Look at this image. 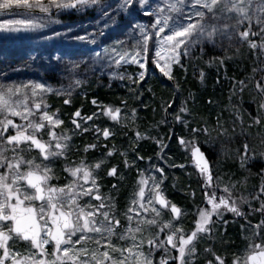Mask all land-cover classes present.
I'll return each mask as SVG.
<instances>
[{"label": "snow or ice", "instance_id": "obj_1", "mask_svg": "<svg viewBox=\"0 0 264 264\" xmlns=\"http://www.w3.org/2000/svg\"><path fill=\"white\" fill-rule=\"evenodd\" d=\"M100 4L101 0H0V11L17 10L25 16L21 20H8L5 24H0V30L35 32L61 23L54 17V13L81 12ZM101 10L105 28L116 23L115 16H111L103 8ZM116 11L118 14L124 12L129 15L139 11L151 19L146 25L130 22V30L127 33L131 41L130 48L128 41H117L112 48L96 52L93 63H101L108 68L115 66L117 69L122 65L136 64L144 71L138 73V79L127 77L134 84L145 79L149 64L158 69L164 77L174 80V66L184 68L182 61L185 58L191 59L193 50L197 48L204 54L209 46L214 49L223 48L227 42L231 47L233 41H238L256 50L258 60L264 55V0H156L155 3H152V0H122ZM37 13L41 14V18H34ZM103 30L100 29V32L103 33ZM62 35L67 36L68 33H55L56 38ZM95 36V33H89L88 36L77 34L75 39L95 44ZM255 39H258L259 43L255 42ZM214 59L216 58H210L209 64ZM80 63L86 61L74 62L70 71L74 73ZM220 63H223V59ZM116 75L121 80L125 79L119 72ZM200 78L203 82V71L200 72ZM73 83L79 87L83 81L75 79ZM238 83L242 86V92L244 81ZM255 87L261 96V102L258 104V114L253 123L259 125L264 119L259 114L260 110L264 109V77L256 82ZM71 89L72 85H69V89L53 90L44 83L0 84V264H154L157 253H160L158 264H193L192 257L196 255L199 238L202 235L211 236L216 222L213 217L218 220L223 217L224 212H231L236 216L259 214L262 217L260 223L252 226L253 235L249 238L245 254L235 256L232 264H264V185H261L254 195L250 194L253 200L259 202V207H253L252 201L246 196H235V184L231 187L225 186L222 189L223 194H217L220 178L214 176L210 161L199 143L201 134L210 136L206 126L190 127L187 136L177 137L179 146L190 157V163L203 177L204 206H196V211L192 213L196 217L194 228L189 232L175 226V221L186 213L166 198L162 189L165 171L155 165L150 166V170L159 175L146 177L144 172L139 174L137 199L132 201L133 205L139 207L128 208L125 213L126 225H122L116 217L114 205L100 194L96 170L106 162L105 158L94 164L85 160L66 164L63 171L68 173L71 179L63 186L52 184L55 173L51 165L58 158L67 157L71 137L54 130L64 121L56 113L49 114L48 105L43 102V94L56 91V94L64 92L70 96ZM29 90L32 98L40 97L39 102L33 99L31 106L28 103ZM18 96H23V99H14ZM188 98H191V94ZM64 103L68 104L70 101L65 99ZM92 103L96 105L97 101L93 100ZM173 103L174 100L164 109L165 121L169 115L168 109L172 108ZM101 112L110 119L117 120L121 109L101 106ZM185 114L191 113L182 105L179 113L174 115V121L185 124ZM96 115L93 113L82 116L79 110L74 113V117L80 118L84 125ZM235 116L241 123V135H246L243 132L242 115L236 113ZM10 117H19L22 123L16 124ZM71 123L76 129L89 131L88 126L82 127L75 118ZM185 126L188 127L187 124ZM9 127L15 134L8 131ZM216 127L220 130V135H227L228 129L223 127L219 116ZM44 130L50 137L47 141L40 136ZM94 131L97 139L101 132L105 140L114 135L108 128L101 129L97 126ZM232 131H235V120ZM136 136L137 139L143 138L139 132ZM207 142L205 140V143ZM158 143L162 149L168 146L162 141ZM96 147L95 143L89 144L84 151ZM242 148V152L237 149V155L240 166L247 170L248 165L255 161L256 155L246 140ZM33 149L38 150L39 158L24 155L25 150ZM9 151L11 156L6 155ZM112 155V150L107 151V157ZM121 155L126 156V153ZM260 155L264 157V153ZM138 159L142 160L143 157ZM124 162L126 166H130L127 159ZM257 174L264 179V171ZM108 175L116 176L117 168L112 167ZM86 197L90 200L81 204L80 201ZM91 200L99 203L92 204ZM36 202H39L38 206ZM157 204L160 209L155 206ZM243 204H248V213L243 211ZM161 209H168L173 219L161 223L158 220L162 215ZM140 210L152 214L151 218L146 219V223L158 227L155 235H142L144 229L141 223L144 221ZM132 212H135L137 221L135 227L132 226L134 217L128 214ZM78 233L81 235L73 239ZM161 234H164V239L160 238ZM85 240L94 242L96 248H78L77 245ZM114 240L120 243H114ZM19 241L26 242L29 249L27 253L14 250L16 242ZM48 245H52L51 260L47 259ZM145 246L147 252L144 250ZM205 251L213 257L207 260V264H227L226 258L212 249ZM114 253H119V256L113 255Z\"/></svg>", "mask_w": 264, "mask_h": 264}, {"label": "trees", "instance_id": "obj_2", "mask_svg": "<svg viewBox=\"0 0 264 264\" xmlns=\"http://www.w3.org/2000/svg\"><path fill=\"white\" fill-rule=\"evenodd\" d=\"M115 3L116 0H106ZM11 14V13H10ZM95 10H87L83 15L78 16L74 11L67 14H60L58 19L62 23H75L82 21L85 17H94ZM113 31L117 32L123 26H128L126 21L119 17L112 25ZM119 33V32H117ZM15 39L0 40V62L14 64L16 62L41 65L51 75L47 77L54 80L51 67L55 63L51 60L43 63L42 56L51 57L53 50L59 58L56 65L64 64V59H76L92 54V49L84 50L79 47L77 50H70L58 41L64 40L56 38V44L48 48L49 53L45 52L46 45L39 43L35 45L33 40ZM92 50V51H91ZM90 54V55H91ZM256 50L242 49L238 55L225 51L224 49L214 50L208 47L204 54L200 53L199 48L194 49L192 58H185L182 63L184 68L179 65L174 66V80L164 77L153 65H147L148 71L143 81L133 84L131 87H120L114 83L110 88L105 85L96 86L94 81H88V89L82 96H77L69 106L60 103L58 106L63 112L64 127L68 130L71 137L70 148L67 150V157L58 158L51 166L55 173L54 184L65 178L66 172L63 171L65 165L73 162L98 161L105 158L106 162L97 170V182L104 192L113 191L116 203L124 201L131 192H138V181L141 169H149L150 166L163 168L165 171L164 184L162 189L167 199L184 209L196 206H204V195L202 192L203 177L194 169L190 163V157L179 146L177 137L187 136L190 127H207L210 136L200 135L199 143L202 151L210 161V167L214 176L219 177V186H223L227 180H231L241 190H249L246 197L259 191L264 185V179L257 173L264 171V119L261 124L255 125L253 119L258 114V104L261 96L256 90V82L264 77V67L261 56L257 59ZM45 57V58H47ZM215 57L211 64L210 58ZM223 59V63L220 60ZM32 60V61H31ZM28 62V63H29ZM48 66V67H47ZM255 69V71H254ZM204 72V80L201 82L200 72ZM239 81H244L243 91ZM191 94V98H188ZM93 100L97 104L92 103ZM172 108L168 109L165 121V111L167 104L173 102ZM211 101V103H209ZM126 102V103H125ZM185 105L190 115L185 114V124L174 121V115L179 113V109ZM101 106L105 108L121 109V117H125L127 127L113 132L114 135L105 140L102 132L97 139L94 129L98 126L101 129L109 130L116 126V121L110 119L101 112ZM79 110L82 116H93V120L83 124L80 118L78 122L82 127L88 126L89 131L83 132L75 128L71 123L74 113ZM133 112L135 116L133 117ZM239 113L243 119V132L241 135V123L236 119L235 114ZM260 116L264 117V109L260 110ZM224 128L228 129L227 135H220L217 129V117ZM235 120V131L233 132V121ZM251 125V127H249ZM141 134V139H137L136 133ZM228 137H232L229 139ZM205 140L208 142L205 143ZM247 141L250 149L256 155L253 163L249 164L247 170L240 166L237 149L243 151L242 145ZM158 141H162L165 148H161ZM97 144L95 149L84 151L89 144ZM106 145V147H105ZM112 150L113 155L107 157V151ZM121 153H126L122 156ZM143 157V159H138ZM233 159H231V158ZM125 159L130 166L125 165ZM173 165H185V167H174ZM112 167L117 168L116 176H109L108 172ZM152 175H159L151 170ZM52 182V184H53ZM113 185L116 187L114 188ZM194 193V196H193ZM217 194H223L217 189ZM237 196V195H235ZM243 211L247 213L249 207L241 205ZM245 216H236L227 212L226 219L219 221L214 219L215 224H222L225 220L234 222L233 231H229L227 237L233 242H237V225ZM195 220V216L194 219ZM187 222H190V217ZM226 237V238H227Z\"/></svg>", "mask_w": 264, "mask_h": 264}, {"label": "rangeland", "instance_id": "obj_3", "mask_svg": "<svg viewBox=\"0 0 264 264\" xmlns=\"http://www.w3.org/2000/svg\"><path fill=\"white\" fill-rule=\"evenodd\" d=\"M121 2L122 0H116L115 3H112L111 1L101 0V4L98 6L86 8L81 12L74 11L75 13L78 14V16H81L89 9L95 10L94 17L88 16L82 19V21H78L75 23H62L61 22L59 24H52L49 27L37 30L35 32H25V31L7 32V31L0 30V40H15V39H24V38H28L27 40L32 39L35 45L39 43L46 45L47 48L44 49V51L47 53L50 52L48 48L52 47L53 44H56L58 42L63 43L64 46L70 48L71 51L74 49L77 50L79 49V47H83L84 50L86 49L93 50L92 54L90 53L91 55L89 54L88 56H82L76 59H67V60L64 59L65 61L64 64L60 63L59 65H56V62L58 61L57 59L58 55L53 50L51 51L53 55L52 58L47 57L48 54L46 56H42L41 61L43 60L44 61V62L42 61L43 63L49 60H51V62L49 61L50 63H55L54 66L51 67V70L53 68L52 70L53 74H56L54 80H50L47 78L49 77V75L52 74L51 71L48 69L49 68L48 66H47L48 67L47 71H44L45 69L41 67V65L38 66L37 64H32L29 61H28L29 63L28 62L21 63L19 61L14 64L0 62V84L10 85V84H21V83H27V84L44 83L46 87H49L53 90L69 89V85H72L70 96L64 92H61V94H56V91L43 94V102L44 104L48 105L47 110L49 111V114L56 113L59 116V118L62 120L64 119L63 112L61 111L58 105L64 102L65 99L70 101V103L66 105L69 106L70 104H72L74 99L77 96H82L87 91L88 85H89L88 81L89 82L94 81V84L96 86L105 85L106 88H110L114 83H117L122 88H125L126 86L131 87L134 83H132L131 80L127 79V77H133V78L138 79V73L140 71H144L143 69H139V67L136 64L130 63L127 65H122L119 69H117L115 66H113L112 68H108L104 64L93 63V59L95 58L96 52H102L103 49L105 48H112L114 45H116L117 41H120V40L128 41V47L130 48L131 41L129 40V37L127 35V33L130 30V22L132 24L139 23L142 25H146L149 23V20L151 19L150 17L144 16L142 12H139V11L132 12L131 15L124 13V12H120L118 14L116 10L119 8ZM155 2L156 0H152V3H155ZM101 8H103V10L109 13L111 16H115L116 20L119 19V17H121L122 19L126 21L128 26L127 27L123 26V28L117 31L119 33L113 31V28H112L113 24L105 28L104 15H103V11L101 10ZM60 14H67V13L62 12V13L54 15V17L58 19ZM24 18H25L24 14H21L19 12H13L11 14L10 13L0 14V24H5V22L8 20H21ZM34 18L36 19L41 18V14H35ZM100 29H104L103 33L100 32ZM56 32L68 33V35L67 36L62 35L61 38L64 40L55 42ZM89 33L96 34L95 44L88 43L87 41H78L75 39V36L77 34L82 35V36H88ZM47 37H52V39H47ZM255 42L259 43V40L255 39ZM209 47L212 48L211 46ZM219 49H224L225 51L234 53L236 55H238L242 49H247L249 51L253 50L249 48L248 44L246 43L241 44L238 41H233L231 47H229L228 43L225 42V45L223 48L217 47L214 50H219ZM81 60L86 61V63H80L79 67L75 70L74 73L70 71V69H72L73 67V63L79 62ZM261 61L264 67V55H261ZM117 72H119L120 74H123L125 76V79L123 80L119 79V76L116 75ZM75 79H80L83 81V83L79 87H76L73 83ZM28 94L30 97L28 101L30 106L32 105L33 99L39 102L40 100L39 96L36 98H32L30 90ZM14 99L22 100L23 96L14 97ZM10 118L13 119L14 123L16 124L22 123L19 117H10ZM125 120L127 119L124 116L121 117V114H120L118 119L115 120L116 123L118 124H116V126H113L110 129V131L112 133L113 132L115 133V132H118L119 129H123L127 127L126 125L127 123L125 124ZM54 130L57 133H64L66 135L68 134V130L64 127V123L60 125L59 127H56ZM8 131L11 132L12 134H15L14 130L11 127H9ZM40 136L45 141L50 139L46 130L42 131L40 133ZM5 146L7 147V145ZM6 155L11 156L12 153L9 151L6 153ZM24 155L29 158H31L32 156L38 157V150L36 149H33L32 151L25 150ZM95 162L96 161H94V163ZM75 163H79V162H75ZM87 163L93 164L92 162H89V161ZM140 172H144V175L146 177L149 175H152L151 170L146 171L144 169H141ZM96 174H97V170H96ZM69 179H71V177H69L67 173L64 179L56 182L55 184L52 180L51 183L53 182L54 185L63 186L68 182ZM149 184H151V181H149ZM232 184H234L233 181L227 180L225 183L222 184L223 185L222 187L219 186V189L220 191H222V189L225 186L231 187ZM248 191L249 190H246V189L245 191L238 189V187L236 186L234 190V195L246 196L247 194L245 193H247ZM136 193L131 192V194L127 196L124 201H119L116 203V198L113 197L114 195H113L112 190H107V192H104L102 188L100 189V194L106 198V201L111 202L114 205L113 211L116 217L121 221L122 225L127 224L125 213L127 212L128 208L129 207H135V208L139 207L138 205L132 204V201L134 199H137ZM145 193L147 197L148 195L147 187L145 188ZM87 200H90V198L86 197L82 199L80 203L83 204ZM249 200L252 201L253 207H259V202L256 200H253L252 196L249 197ZM91 203L98 204L99 201L91 200ZM36 204L38 206L39 202H36ZM246 205L248 206V204ZM155 206L158 209H160V205L157 204ZM188 207L189 206L185 207L184 209L180 208L181 211L186 214L181 216L179 220L175 221V226L182 227L185 230V232H189L190 230L194 228V221H195L193 220L194 215H192L193 207H190L189 209H187ZM140 211H141V217L143 218V221H144L141 223V227L144 229L142 235L144 237L155 235L156 232H158V227L149 226L146 223V219L151 218L152 214L144 213L143 210H140ZM161 213H162L161 217L158 218V220L161 223L173 219L168 209H161ZM128 214L134 217L132 226L135 227L137 223L135 219V212L128 213ZM226 214L227 212H224L223 217L218 220L223 221L224 219H226ZM189 217H190V222L188 223L187 220ZM213 219H215V217H213ZM261 219L262 217L259 214H249L245 216L244 220L237 222L239 224L236 226L238 229V236H237L238 240L236 243L233 242V240H231L229 237H227V235L229 234V231H233L234 229V224H235L234 222L230 223L225 220L222 224H214L213 229H212V234L210 237H205L202 235L199 238L197 246H196L197 247L196 255L192 257L193 264H207V260L213 259L212 255L206 253L205 249H212L216 254L225 257L227 264H232V260L235 256L237 255L243 256L245 254L248 244H249V238H251L253 235L252 226L260 223ZM79 235L81 234L78 233L76 237H73V239H77ZM160 238L164 239L165 238L164 234H161ZM113 242L120 243L117 240H114ZM77 247L78 248L87 247L89 249H94L96 248V245L92 241L85 240V241H82L80 245H77ZM14 250L19 251L21 253H27V251H29V249L27 248L26 242H23V241L16 242ZM144 250L145 252H147V246H145ZM47 252L49 253V256L47 257V259L49 260L53 259L51 255L52 245L47 246ZM173 254L175 255L176 253L173 252ZM113 255L119 256V253H114ZM159 255L160 253H157V260L154 261V264H158ZM6 264H10V262H6Z\"/></svg>", "mask_w": 264, "mask_h": 264}, {"label": "water", "instance_id": "obj_4", "mask_svg": "<svg viewBox=\"0 0 264 264\" xmlns=\"http://www.w3.org/2000/svg\"><path fill=\"white\" fill-rule=\"evenodd\" d=\"M13 12H18V11L17 10H13L12 12L0 11V14H8V13H13ZM70 12H72V11H68L66 13H70ZM59 13H62V12L54 13V15L59 14ZM37 14H39V13H37Z\"/></svg>", "mask_w": 264, "mask_h": 264}]
</instances>
